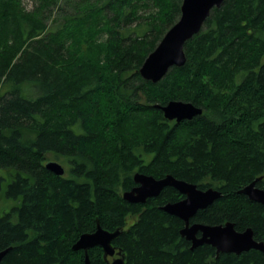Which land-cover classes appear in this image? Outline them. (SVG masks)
<instances>
[{"label":"trees","instance_id":"16d2710c","mask_svg":"<svg viewBox=\"0 0 264 264\" xmlns=\"http://www.w3.org/2000/svg\"><path fill=\"white\" fill-rule=\"evenodd\" d=\"M32 1L0 0V200L15 203L0 215L1 264H84L72 246L97 225L119 231L125 264H264L256 250L191 251L183 222L160 209L183 198L173 188L122 198L135 173L212 188L220 198L190 223L229 222L264 244V206L239 193L259 177L264 191V0H224L157 83L138 71L182 0H77L66 14L61 0ZM170 101L202 114L168 121L155 106Z\"/></svg>","mask_w":264,"mask_h":264},{"label":"water","instance_id":"95a60500","mask_svg":"<svg viewBox=\"0 0 264 264\" xmlns=\"http://www.w3.org/2000/svg\"><path fill=\"white\" fill-rule=\"evenodd\" d=\"M224 0H182L180 16L176 23L166 31L155 49L146 57L139 68L140 77L148 82H159L172 67H181L186 61L184 45L198 34L214 8H219ZM164 119L168 121H190L202 114V109L191 103L170 101L166 105H156ZM44 167L56 176L65 174L64 167L56 161H48ZM262 177L252 181L239 191L250 201L264 206V191L256 186ZM135 186L122 194L124 201L130 204H145L148 199L156 198L165 188H173L183 198L174 203H166L160 209L176 217L184 224L179 231L180 237L190 243V250L208 245L215 249L216 259L220 254L240 255L250 250L264 252V244L256 241L250 228L239 232L232 223L224 225H205L190 223L199 210H204L220 198L221 193L212 188L200 190L196 185L175 179L171 175L155 179L141 173L133 175ZM119 231L107 232L97 225L93 233L82 234L72 246L73 251H83L84 264H89L87 251L98 247L103 258H112L109 264H125L123 257L112 247L111 242ZM9 249L0 252V264Z\"/></svg>","mask_w":264,"mask_h":264},{"label":"rangeland","instance_id":"374dc122","mask_svg":"<svg viewBox=\"0 0 264 264\" xmlns=\"http://www.w3.org/2000/svg\"><path fill=\"white\" fill-rule=\"evenodd\" d=\"M77 0H61V4H62V14H66L70 11H72V8L74 7V4ZM23 2V6L27 9L30 10L33 7V1L32 0H22ZM48 25L51 26L52 22L49 21ZM48 160H52V158L49 157ZM59 162V161H58ZM14 202L12 201H8L6 199H1L0 200V215L6 211H8L11 207L14 206Z\"/></svg>","mask_w":264,"mask_h":264}]
</instances>
